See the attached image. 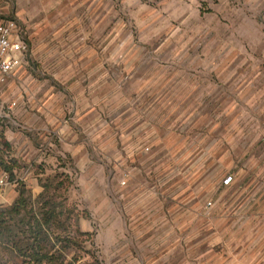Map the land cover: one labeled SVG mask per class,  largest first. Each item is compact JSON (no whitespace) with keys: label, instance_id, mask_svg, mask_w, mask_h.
Masks as SVG:
<instances>
[{"label":"rangeland","instance_id":"374dc122","mask_svg":"<svg viewBox=\"0 0 264 264\" xmlns=\"http://www.w3.org/2000/svg\"><path fill=\"white\" fill-rule=\"evenodd\" d=\"M0 19L27 44L0 83V264H264V0Z\"/></svg>","mask_w":264,"mask_h":264},{"label":"built area","instance_id":"2783aa9c","mask_svg":"<svg viewBox=\"0 0 264 264\" xmlns=\"http://www.w3.org/2000/svg\"><path fill=\"white\" fill-rule=\"evenodd\" d=\"M27 44L13 19H0V83L5 82L23 62ZM12 105H15L13 102ZM5 172L0 175V189L7 186ZM207 205H210L208 202Z\"/></svg>","mask_w":264,"mask_h":264},{"label":"trees","instance_id":"16d2710c","mask_svg":"<svg viewBox=\"0 0 264 264\" xmlns=\"http://www.w3.org/2000/svg\"><path fill=\"white\" fill-rule=\"evenodd\" d=\"M6 169H8L7 167H5V166H2L1 164H0V170H2V171H4V172H7L8 170H6ZM8 173V172H7ZM9 174V173H8ZM10 175V174H9Z\"/></svg>","mask_w":264,"mask_h":264},{"label":"crops","instance_id":"0c3cea01","mask_svg":"<svg viewBox=\"0 0 264 264\" xmlns=\"http://www.w3.org/2000/svg\"><path fill=\"white\" fill-rule=\"evenodd\" d=\"M58 135V134H57Z\"/></svg>","mask_w":264,"mask_h":264}]
</instances>
